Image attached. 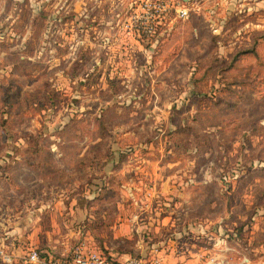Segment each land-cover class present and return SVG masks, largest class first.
Returning a JSON list of instances; mask_svg holds the SVG:
<instances>
[{
  "label": "rangeland",
  "instance_id": "obj_1",
  "mask_svg": "<svg viewBox=\"0 0 264 264\" xmlns=\"http://www.w3.org/2000/svg\"><path fill=\"white\" fill-rule=\"evenodd\" d=\"M141 242L264 264V0H0V264Z\"/></svg>",
  "mask_w": 264,
  "mask_h": 264
},
{
  "label": "built area",
  "instance_id": "obj_2",
  "mask_svg": "<svg viewBox=\"0 0 264 264\" xmlns=\"http://www.w3.org/2000/svg\"><path fill=\"white\" fill-rule=\"evenodd\" d=\"M182 15L187 14V9L181 8ZM152 252L141 253L140 256L117 257L101 249H89L79 246L73 252H58L47 248H32L27 254L21 256L25 264H177L169 262L162 252V248L155 247ZM0 256L11 262L14 255L0 248ZM209 264H220L218 261ZM243 264H249V259L244 258Z\"/></svg>",
  "mask_w": 264,
  "mask_h": 264
},
{
  "label": "crops",
  "instance_id": "obj_3",
  "mask_svg": "<svg viewBox=\"0 0 264 264\" xmlns=\"http://www.w3.org/2000/svg\"><path fill=\"white\" fill-rule=\"evenodd\" d=\"M154 242L151 244L150 242H141L139 247L144 248L140 253H148L149 251L152 252L153 250H150L151 245H155ZM190 248H184V247H177L174 242H168L165 247L162 248L163 254L166 256V259L170 262L178 261L179 264H196L197 261L195 260V257H192L191 252H189ZM128 254V253H127Z\"/></svg>",
  "mask_w": 264,
  "mask_h": 264
}]
</instances>
